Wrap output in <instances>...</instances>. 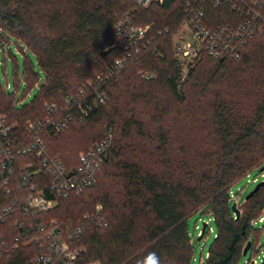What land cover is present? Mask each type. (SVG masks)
<instances>
[{
	"label": "trees",
	"instance_id": "1",
	"mask_svg": "<svg viewBox=\"0 0 264 264\" xmlns=\"http://www.w3.org/2000/svg\"><path fill=\"white\" fill-rule=\"evenodd\" d=\"M185 1L164 0L144 8L136 0H0V43L9 42L6 35L19 38L46 73L38 95L21 105L0 81V113L23 138L28 121L48 115L45 103L64 105L66 95L85 84H98L97 73L123 55L114 29L121 18L129 14L135 23L151 24L156 35L159 53L146 52L116 73L103 88L104 104L83 121L44 135L48 151L73 167L82 150L101 140L109 127L114 129L97 182L36 218L75 226L102 205L107 224L88 226L76 242L86 248L81 263L137 264L155 252L161 264H193L188 218L208 206L217 233L204 264H239L252 223L264 211V186L242 202L238 218L229 196L237 179L264 164V36L250 39L237 59H215L203 52L181 82L173 38L159 31H175L181 25ZM210 9L215 16L223 11ZM226 18H217L216 24ZM23 76L28 85L40 78L28 60ZM186 85L196 91L197 99L191 100L196 107L211 94L205 107L212 109L203 118L210 123L208 142L198 146L181 128L190 118L177 107L189 102ZM164 88L170 99L163 96ZM147 118L158 125L156 130ZM102 175L120 178L121 187L100 181ZM11 185V193H6L0 181V209L13 207L0 222V234L13 246L20 231L15 221L28 224L34 218L20 209L21 185L16 180ZM256 243L252 240L253 246ZM38 252L36 244L21 243L1 264H30Z\"/></svg>",
	"mask_w": 264,
	"mask_h": 264
},
{
	"label": "built area",
	"instance_id": "2",
	"mask_svg": "<svg viewBox=\"0 0 264 264\" xmlns=\"http://www.w3.org/2000/svg\"><path fill=\"white\" fill-rule=\"evenodd\" d=\"M163 1L136 0V4L147 8L155 2ZM211 7L223 11L215 16ZM225 16L226 22L216 24L217 18ZM114 29L123 55L108 65L105 71L97 73L98 84H85L76 94L66 95L64 105L45 103L48 115L36 121H28L24 138L16 135L7 115L0 113L1 185L6 193H11L12 182L18 181L24 193L22 200L18 199L20 209L25 215L34 218L28 224L21 220L15 221L20 231L13 246L0 234V264L2 259L10 258L13 247L21 243L36 244L39 248L30 264H100L98 261L81 263L86 248L76 242H79L88 226L107 224L102 205H97L96 213L86 214L83 221L75 226L59 223L57 219L43 221L40 218L38 221L36 218L57 207L62 199L81 194L97 182L98 172L106 163L113 145L114 129L109 127L101 140L82 150L79 153V164L73 167H67L60 154L54 155L48 151L44 135L61 132L76 120L83 121L106 102L103 88L116 73L146 52L159 53L156 35L151 33V24L135 23L127 14L115 24ZM163 32L173 38L174 50L182 66L197 63L203 52L215 59H237L250 39L264 36V0H186L181 25L175 31L169 28L160 30L159 34ZM8 46L9 42H4L3 50ZM3 87L9 92L11 84L7 82ZM262 167L264 164L250 169L239 179L247 177L248 182L263 181ZM257 168L262 180L259 176L251 177L252 171ZM238 180L229 190L231 202L236 201L237 204L238 194L243 191L241 187L238 192L233 189ZM12 210V206L0 209V222H5ZM257 222H264L263 214L252 225ZM260 229L264 232V225ZM250 249L255 251L256 248L252 245ZM259 259L260 264H264V247ZM257 262L256 259H247L243 264Z\"/></svg>",
	"mask_w": 264,
	"mask_h": 264
},
{
	"label": "rangeland",
	"instance_id": "3",
	"mask_svg": "<svg viewBox=\"0 0 264 264\" xmlns=\"http://www.w3.org/2000/svg\"><path fill=\"white\" fill-rule=\"evenodd\" d=\"M134 9L135 7H132L129 10L133 11ZM2 34V30H0V37ZM6 36L9 38V46L6 47L5 51L3 50L2 43H0V81L3 85L7 82L11 84V89L9 92L15 95V98L18 102L22 101V103H18V105H21L32 101L38 95L40 85L46 80V73L40 66L37 55L31 49H29L19 38L13 35ZM175 58L178 60L176 52ZM27 60L40 74V78L37 83L31 85L26 83L23 76ZM197 63L191 66L184 64L183 66L181 65V82L186 80L191 67H194ZM185 88L187 91V100L189 102H181V104H178L177 107H180L183 111H185V113L188 111L190 118L184 119L183 123H180L181 128L184 131L187 140L189 142L193 141V144H195L193 146L205 144L208 142L206 132L210 127V123H208V120L203 121V118L208 115L212 109V107H205L208 105V103H210L211 94L206 95L203 100L200 101L202 107H196V102L191 103V100L197 99L195 94L196 91L193 90V88H189V85H186ZM163 96L165 99L171 98L170 93L166 91L165 88L163 89ZM147 120L151 129L156 130L158 125L150 118H147ZM255 176H259L261 180L263 179L258 168L254 169L251 173V177ZM100 178V181L102 182L106 181V183L109 182V184H112L115 187H121L120 178H111L106 175H102ZM257 183L258 182L254 181L248 182L247 177H243L239 179L233 186L235 192H238L240 187L243 188L242 193L238 194L240 196L238 199L239 203L237 205L240 208V212L242 202L244 199L246 200L247 194L256 186ZM262 214L264 215V211ZM204 222L207 223L206 234L201 239H199ZM263 225L264 222H257L256 224L252 225L250 239L257 242V245H255L256 249L255 251H253L254 249H250L246 255H243L240 261L242 264L247 259H256L258 261L256 264H260L259 258L263 253L264 245V232H260V228ZM188 228L194 249L193 264H204L207 257V252L209 251L217 233L216 223L208 206L202 207L200 210L189 216Z\"/></svg>",
	"mask_w": 264,
	"mask_h": 264
},
{
	"label": "water",
	"instance_id": "4",
	"mask_svg": "<svg viewBox=\"0 0 264 264\" xmlns=\"http://www.w3.org/2000/svg\"><path fill=\"white\" fill-rule=\"evenodd\" d=\"M264 167H262L263 169ZM262 186H264V180L263 181H260L256 184V186L247 194L246 196V199L250 198L252 195H254ZM231 209L232 211L236 214V218L239 217L240 215V208L238 207L237 205V202L234 201L232 204H231ZM207 229V223L204 222L203 223V227H202V230H201V233H200V236H199V239H201L205 233ZM252 246V240H249L247 242V244L245 245L244 249H243V255H246L247 252L249 251V249L251 248Z\"/></svg>",
	"mask_w": 264,
	"mask_h": 264
},
{
	"label": "clouds",
	"instance_id": "5",
	"mask_svg": "<svg viewBox=\"0 0 264 264\" xmlns=\"http://www.w3.org/2000/svg\"><path fill=\"white\" fill-rule=\"evenodd\" d=\"M137 264H161L159 256L155 253H149L147 258L141 262L138 261Z\"/></svg>",
	"mask_w": 264,
	"mask_h": 264
}]
</instances>
